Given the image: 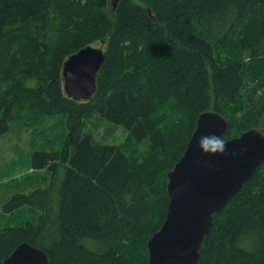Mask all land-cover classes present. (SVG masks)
I'll list each match as a JSON object with an SVG mask.
<instances>
[{
    "label": "trees",
    "instance_id": "16d2710c",
    "mask_svg": "<svg viewBox=\"0 0 264 264\" xmlns=\"http://www.w3.org/2000/svg\"><path fill=\"white\" fill-rule=\"evenodd\" d=\"M105 4L0 0V136L47 117L64 130L58 149L30 155L44 186L0 206V263L25 242L48 264H147L198 115L227 120L223 141L264 133V0H119L112 16ZM98 41L96 92L74 101L63 63ZM99 123L125 145L98 138ZM199 262L264 264V162L214 215Z\"/></svg>",
    "mask_w": 264,
    "mask_h": 264
},
{
    "label": "water",
    "instance_id": "95a60500",
    "mask_svg": "<svg viewBox=\"0 0 264 264\" xmlns=\"http://www.w3.org/2000/svg\"><path fill=\"white\" fill-rule=\"evenodd\" d=\"M104 59L103 49L92 46L69 56L62 66L65 95L74 101L90 100ZM227 126V120L214 111L198 115L182 156L166 173L165 218L146 242L147 264H200L201 244L214 215L264 162V133L255 127L223 141L222 153L207 154L200 149L201 137L222 139ZM0 264H48V258L43 251L21 243Z\"/></svg>",
    "mask_w": 264,
    "mask_h": 264
},
{
    "label": "rangeland",
    "instance_id": "374dc122",
    "mask_svg": "<svg viewBox=\"0 0 264 264\" xmlns=\"http://www.w3.org/2000/svg\"><path fill=\"white\" fill-rule=\"evenodd\" d=\"M117 3L106 0L104 11L108 16H112ZM90 46L105 51L106 43L98 41ZM40 122H16L7 134L0 136V206L16 192L28 194L32 189L44 186L45 170L32 169L30 155L36 150L58 149L64 130L56 127L57 122L52 117ZM95 132L104 143L120 147L128 138L124 129H113L104 123H99ZM1 211L0 208V220L4 216Z\"/></svg>",
    "mask_w": 264,
    "mask_h": 264
},
{
    "label": "clouds",
    "instance_id": "9594fccd",
    "mask_svg": "<svg viewBox=\"0 0 264 264\" xmlns=\"http://www.w3.org/2000/svg\"><path fill=\"white\" fill-rule=\"evenodd\" d=\"M200 149L207 154L222 153L225 150V145L219 136H204L198 142Z\"/></svg>",
    "mask_w": 264,
    "mask_h": 264
},
{
    "label": "bare ground",
    "instance_id": "6f19581e",
    "mask_svg": "<svg viewBox=\"0 0 264 264\" xmlns=\"http://www.w3.org/2000/svg\"><path fill=\"white\" fill-rule=\"evenodd\" d=\"M119 0H116L115 2H118ZM148 12H149V14H150V11L148 10ZM103 43V42H102ZM97 85V84H96ZM85 101V100H84ZM211 111H213V110H211ZM215 112V111H214ZM217 113V112H216ZM219 114V113H218ZM222 116V115H221ZM189 141V140H188ZM178 162V161H177ZM23 243H25V242H23ZM27 244V243H26ZM28 245H30V244H28ZM31 246V245H30ZM17 247V246H16ZM15 247V248H16ZM33 247V246H32ZM40 250V249H39ZM42 251V250H41ZM12 253V252H11ZM7 258V257H6ZM48 258V257H47ZM2 263V262H1Z\"/></svg>",
    "mask_w": 264,
    "mask_h": 264
}]
</instances>
